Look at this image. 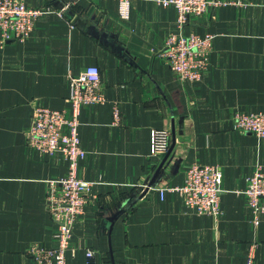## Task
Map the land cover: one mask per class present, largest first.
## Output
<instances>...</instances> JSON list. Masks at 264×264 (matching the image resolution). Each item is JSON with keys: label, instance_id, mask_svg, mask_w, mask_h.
Instances as JSON below:
<instances>
[{"label": "crops", "instance_id": "obj_1", "mask_svg": "<svg viewBox=\"0 0 264 264\" xmlns=\"http://www.w3.org/2000/svg\"><path fill=\"white\" fill-rule=\"evenodd\" d=\"M24 1L45 12L27 38L0 44V264H34L33 244L55 245L46 194L67 161L29 147L25 131L34 105L68 110V77L89 66L99 69L104 102L81 107L78 175L93 185L66 264H243L253 241L254 263L264 264V210L254 226L236 194L264 172V138L232 120L264 115V0H215L189 19L185 33L214 35L198 82L179 81L157 56L175 30L173 7L131 0L124 21L117 0ZM154 130L169 132L161 158L150 153ZM194 162L221 169L219 217L160 193L182 185Z\"/></svg>", "mask_w": 264, "mask_h": 264}, {"label": "built area", "instance_id": "obj_2", "mask_svg": "<svg viewBox=\"0 0 264 264\" xmlns=\"http://www.w3.org/2000/svg\"><path fill=\"white\" fill-rule=\"evenodd\" d=\"M117 15L121 20L130 17L131 0H117ZM163 7L176 11L175 30L165 38L158 57L181 82H198L209 65L214 35L184 29L191 17L204 15L210 7L220 4L215 0H153ZM42 8H31L24 0H0L1 43L27 38L33 31ZM69 108L53 110L34 105L30 123L25 131L26 143L32 149L47 155H61L67 161L64 177L48 182L46 208L56 227L55 245L45 247L33 244L28 255L34 264H66L67 253L71 251L72 232L76 220L83 214L88 203L92 182L82 180L78 175L79 163L84 159L78 134L81 107L104 102L99 69L95 66L84 68L77 76H69ZM115 121L119 111L114 109ZM234 130L264 138V115L235 113L232 117ZM169 148V132L154 130L151 133L150 153L161 158ZM222 172L217 165L191 163L185 170L180 186L160 189V193H177L185 207L198 215L219 217L221 210ZM236 194L242 195L253 215L252 224H258L264 210V172L256 170L246 181V187ZM256 242H249L243 264H255ZM73 252V251H71ZM89 259L94 252H85Z\"/></svg>", "mask_w": 264, "mask_h": 264}, {"label": "water", "instance_id": "obj_3", "mask_svg": "<svg viewBox=\"0 0 264 264\" xmlns=\"http://www.w3.org/2000/svg\"><path fill=\"white\" fill-rule=\"evenodd\" d=\"M169 152V151H168ZM151 186V183H149L148 188Z\"/></svg>", "mask_w": 264, "mask_h": 264}]
</instances>
